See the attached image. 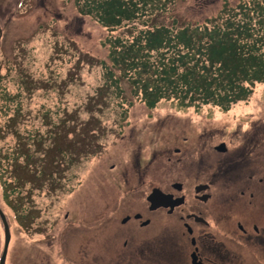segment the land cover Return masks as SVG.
Returning <instances> with one entry per match:
<instances>
[{"label":"rangeland","instance_id":"1","mask_svg":"<svg viewBox=\"0 0 264 264\" xmlns=\"http://www.w3.org/2000/svg\"><path fill=\"white\" fill-rule=\"evenodd\" d=\"M226 1L234 5L240 0H178L159 20L172 23L176 18L183 24L202 23L215 16ZM132 24L108 31L93 16L82 14L75 0H0V27L5 31L0 41L1 87H6L11 97H20L7 103L10 106L7 109L0 94L1 165L5 147H14L17 143L14 135L4 134L10 127L14 128L13 124L18 128H50L40 116L42 106L54 110L61 107V111L68 108L70 114L75 112L79 126L86 125L89 115L98 119L92 118L95 124H89L92 127L85 129L84 135L75 136L77 142L72 143L74 133L67 140H61V146L76 153L78 159L66 167L63 161L51 165L49 171H53V179L49 177L44 185L33 182L35 174L30 169L25 174L20 169L16 172L20 180L11 184L9 189L17 188L13 193L14 201L9 193L7 197L13 202L10 204L9 198L1 201L11 225L6 264H82L77 261L78 258H73L74 254L70 257L75 253L76 240L80 242V232L92 228L93 225L88 222L94 219L98 208L107 210L109 193L127 189L119 183L124 176L121 171L130 168L135 160L143 164L149 159L158 163L161 186H167L172 181H182L191 186L193 182L186 174L193 171L209 169L210 175L224 173L213 187V190H222L226 176H234L235 165L228 158L240 142L236 132L241 133L248 127L259 131L264 127L263 83L256 86L248 100L228 110L212 105L183 108L173 101H162L156 108L149 109L139 103L132 107L128 124L124 127L117 125L114 113L110 114L112 105L101 99L97 101L95 95L102 81V69L97 60L108 57V46L103 43L106 38L114 35L129 37L141 25L140 22ZM10 62H14L17 69L11 70ZM23 74L30 85L35 80L39 82L37 84L41 89L35 90L31 86L28 90L20 84L18 79L23 78ZM48 83L52 87L48 88ZM17 101H21L22 118H17L20 116V112L16 114ZM97 104L102 107L101 110L97 109ZM24 113L28 114L25 119ZM13 117L15 122L11 121ZM63 117H67L66 113L60 112L53 120L61 123ZM201 126L209 127L214 134L226 138L231 151L224 154L213 151V160L207 166L199 160L189 161L184 166L176 165V156L172 155V151L177 146L183 147L176 141V136L184 131L197 133ZM98 128L102 136L95 132ZM169 156H172V162L167 160ZM1 168L2 197L5 191ZM158 176L159 173H156ZM68 212L71 225L64 218ZM105 227L100 245L107 240ZM64 228L68 230L64 232ZM4 235L0 220V258L5 244ZM93 246L92 249L99 253L103 250L98 243Z\"/></svg>","mask_w":264,"mask_h":264},{"label":"trees","instance_id":"2","mask_svg":"<svg viewBox=\"0 0 264 264\" xmlns=\"http://www.w3.org/2000/svg\"><path fill=\"white\" fill-rule=\"evenodd\" d=\"M75 2L82 14L93 16L108 31L141 23L129 37L114 35L106 38L103 43L108 46V57L97 60L102 69V81L95 91L97 101L101 99L112 105L110 114L114 113L116 123L121 127L128 124L129 113L135 104L142 103L154 109L162 101H173L183 108L212 105L228 110L248 100L256 86L264 84V0H240L234 5L226 1L215 16L202 23L186 24L176 18L172 23L159 20L178 0ZM9 65L11 70L17 69L14 62ZM18 80L28 90L31 86L35 90L41 89L36 80L30 85L25 74ZM2 82L1 75L0 87ZM48 85V88L52 87L50 83ZM0 94L7 109L10 108L7 103L20 98L18 95L11 97L4 86ZM17 103L16 114L20 112L17 118H22L21 101ZM97 106L102 109L99 104ZM42 108L40 116L44 117L49 129L42 130L40 126L18 128L13 124L14 128L4 132L17 138L14 147H5L3 165L0 163L5 193H16V187L9 189L20 180L16 173L19 169L23 174L29 169L34 171L33 182L44 185L49 177L53 179L54 173L49 171L51 165L58 161H63L64 167L74 164L77 154L61 146V140H67L74 133L72 143L77 142L75 136L84 135L85 129L92 127L89 124H95L93 115L88 116V124L79 126L75 112L70 114L68 108L62 111L61 107L56 110ZM60 112L66 113L67 117L57 123L53 117L59 116ZM27 116V113L23 114L24 119ZM15 120V117L11 119ZM99 128L95 132L102 136Z\"/></svg>","mask_w":264,"mask_h":264},{"label":"flooded vegetation","instance_id":"3","mask_svg":"<svg viewBox=\"0 0 264 264\" xmlns=\"http://www.w3.org/2000/svg\"><path fill=\"white\" fill-rule=\"evenodd\" d=\"M4 32L0 31L1 40ZM251 129L236 132L240 142L228 158L234 162V176H226L222 190L213 187L224 173L193 171L186 174L191 186L182 181L161 186L158 163L133 161L121 171L124 176L119 183L127 189L109 193L107 210L97 209L88 222L95 228L80 232V242L76 240L70 257L74 254L82 264H264V127ZM195 132L176 136L183 145L172 151L176 165L199 160L207 166L213 151H231L230 142L209 127L201 126ZM221 144L226 145V151L218 149ZM167 160L172 162V156ZM203 185L206 188L198 191ZM156 188L168 196L167 206L158 195L151 200ZM2 197L0 208L5 213L1 201L9 197L14 201V194ZM64 218L72 224L70 212ZM105 225L107 240L100 245ZM95 243L102 246L100 253L92 249Z\"/></svg>","mask_w":264,"mask_h":264},{"label":"water","instance_id":"4","mask_svg":"<svg viewBox=\"0 0 264 264\" xmlns=\"http://www.w3.org/2000/svg\"><path fill=\"white\" fill-rule=\"evenodd\" d=\"M0 41H1V37H0ZM219 150L221 151H226L227 148H226V145L225 144H221L219 147H218ZM179 184H176L175 186L178 187ZM180 187V185H179ZM206 187L203 185L201 186L199 189H197L198 191L202 190V189H205ZM156 195H158L159 197V200H161V204L163 205H166L167 206V203H166V199L168 198L167 195H164L163 192H161V190L159 188H156L154 190V194L151 198V200L154 202V197H156ZM0 216L2 218V221H3V224H4V229H5V244H4V249H3V253H2V256L0 258V264H6V258H7V254H8V249H9V244H10V241H11V230H10V225L8 223V220L6 218V215L5 213L0 209Z\"/></svg>","mask_w":264,"mask_h":264}]
</instances>
